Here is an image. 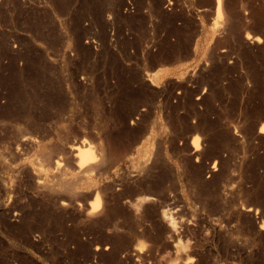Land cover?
Instances as JSON below:
<instances>
[{
    "label": "rangeland",
    "instance_id": "1",
    "mask_svg": "<svg viewBox=\"0 0 264 264\" xmlns=\"http://www.w3.org/2000/svg\"><path fill=\"white\" fill-rule=\"evenodd\" d=\"M222 4L0 0V264H264V0Z\"/></svg>",
    "mask_w": 264,
    "mask_h": 264
},
{
    "label": "bare ground",
    "instance_id": "2",
    "mask_svg": "<svg viewBox=\"0 0 264 264\" xmlns=\"http://www.w3.org/2000/svg\"><path fill=\"white\" fill-rule=\"evenodd\" d=\"M214 4H215V11H216V17L217 18H220V16L222 15V12H223V10H222V0H214ZM244 6V5H243ZM215 20V19H214ZM232 20V19H231ZM216 23H217V19H216V21H214L213 22V24L214 25H216ZM235 23V22H234ZM218 24V23H217ZM233 25V24H232ZM254 38H252V37H250L249 36V34H246V36H245V38L246 39H248V41H251V42H253L252 41V39L253 40H255V42H257V43H259V41H260V37H258V36H253ZM251 40H250V39ZM246 41V40H245ZM251 59V58H250ZM156 76V75H155ZM257 132L258 133H264V122L263 123H261V125L259 126V128H258V130H257ZM82 142V141H81ZM84 142V141H83ZM85 145H87V144H85ZM73 148V146H71L70 147V149H72ZM93 148V147H92ZM93 152H94V150H93ZM91 150H90V147H88V146H84V144H83V147H82V149H79L78 150V155H77V163H78V166L79 167H82V166H85V167H87L86 166V164H93L94 162V164H93V168L96 166V163H98V159H100V157L98 158V159H96V151H95V153H93ZM101 156V155H100ZM98 157V156H97ZM98 160V161H97ZM97 161V162H96ZM153 161V160H152ZM100 162V161H99ZM156 162V161H155ZM58 164V163H57ZM84 167V168H85ZM89 168V167H88ZM87 170H89V169H87ZM94 170V169H93ZM147 171V170H146ZM145 172V171H144ZM157 182V181H156ZM159 184V183H158ZM161 184V183H160ZM76 185V182L72 179V180H69V181H67V182H61L60 183V186L61 187H64V188H66V189H69V191L71 190V191H73L74 189H75V186ZM87 190V189H86ZM99 193L97 194V193H95V196L93 197V199L90 201L91 203H90V208H89V212H91V214L93 213V212H96V210H98V208H99V205L101 204L100 203V198H99ZM64 203V202H63ZM101 211V210H100ZM98 213V211L95 213V214H97ZM90 214V213H89ZM88 215V214H87ZM89 216H91V215H89ZM169 221L171 222V219H169Z\"/></svg>",
    "mask_w": 264,
    "mask_h": 264
},
{
    "label": "built area",
    "instance_id": "3",
    "mask_svg": "<svg viewBox=\"0 0 264 264\" xmlns=\"http://www.w3.org/2000/svg\"><path fill=\"white\" fill-rule=\"evenodd\" d=\"M131 8H132V7H131L130 2L127 1V5L125 6V10H126V11H129V10H131Z\"/></svg>",
    "mask_w": 264,
    "mask_h": 264
}]
</instances>
